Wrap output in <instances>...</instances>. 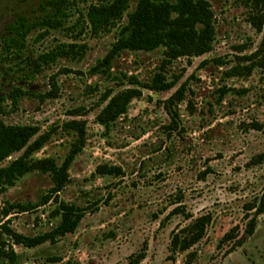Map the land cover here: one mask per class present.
<instances>
[{"label":"rangeland","instance_id":"1","mask_svg":"<svg viewBox=\"0 0 264 264\" xmlns=\"http://www.w3.org/2000/svg\"><path fill=\"white\" fill-rule=\"evenodd\" d=\"M100 1L105 0H69L72 15L66 25L33 29L20 57L7 55L0 45V116L7 124L36 125L49 134L36 157H53L61 164L75 138L67 122L84 120L87 126L86 145L57 196L87 208L85 216L75 232L56 243L14 245L16 264H126L144 244L146 257L139 264H183L187 252L169 258L172 232L207 213L212 222L192 248L197 252L194 264H264V213L242 246L232 252L233 241L219 246L232 228L242 235L246 205L264 190V157L258 158L264 154V56H254L264 31L250 22L251 9L244 0H209L216 36L204 55L169 63L163 47L122 50L110 71L96 72L92 68L109 53L138 0H129L121 21L94 29L87 11ZM52 12L48 7L34 14L31 23ZM60 43L86 44V52L60 58L35 73L33 61ZM234 67L253 70L234 75ZM160 72L174 85L164 91L148 88ZM132 77L139 83H131ZM125 88L141 93L107 129L97 119L103 99ZM53 91L56 97H45ZM100 165L121 167L123 174L100 175ZM52 186L51 175L36 170L0 191V210L12 204L36 206L2 216L1 242H10L2 234L5 222L29 236L58 225L56 199L41 204ZM178 206L182 211L172 214ZM1 264L9 263L1 258Z\"/></svg>","mask_w":264,"mask_h":264},{"label":"trees","instance_id":"2","mask_svg":"<svg viewBox=\"0 0 264 264\" xmlns=\"http://www.w3.org/2000/svg\"><path fill=\"white\" fill-rule=\"evenodd\" d=\"M251 9L250 22L260 32L264 31V0H244ZM53 12L40 22L29 23L27 19H18L14 30L16 35L8 36L2 44L3 51L7 55L20 57L27 46V38L31 31L37 27L57 29L64 27L72 15L69 0H49ZM129 8V0H105L93 3L89 6L87 17L94 29L116 24L123 19L124 13ZM127 22L121 28L116 42L109 53L92 68L96 72L110 71L113 59L122 50L153 51L160 47L165 48V60L173 62L180 57H196L210 52L216 36L215 17L209 0H138L136 7L126 14ZM47 31L42 32L39 39L43 38ZM86 52V44L60 43L52 49L38 55L33 61L34 72L39 73L45 66L54 64L60 58L83 57ZM264 56V35L261 44L254 56ZM261 60V61H262ZM264 65V64H263ZM252 68L234 67V75H243L252 72ZM131 83H139L135 77ZM55 90V82H51ZM174 81H169L163 73H156L147 87L152 90L164 91L170 89ZM20 90H17L18 94ZM137 88H125L114 94H107L103 100L105 106L97 115L100 124L109 129L110 125L120 116L126 114L133 98L140 95ZM181 90L175 92L169 102L175 100ZM46 98L56 97V92L46 93ZM66 129L74 132V140L64 161L59 164L53 157L38 158L35 154L40 151L50 136L41 133L40 127L31 124H7L0 116V191L5 192L12 187L24 175L32 171H40L51 175L53 186L49 194L44 196L41 204L55 198L58 206L53 211L54 216H60V222L52 230L34 236L17 232L2 224L3 233L10 238V242L1 243L0 257L9 264H16L19 254L14 250V245H23L34 248L41 244L56 243L59 238L73 233L78 228L87 208L58 201L60 193L69 181V170L75 158L82 152L87 142V126L84 120L73 119L67 122ZM22 152L17 158L4 164L13 154ZM264 154L258 156L262 159ZM96 172L100 175H122L123 170L118 166L100 165ZM110 197L107 200H111ZM36 206L12 204L0 210V223L2 216L9 217L13 210H29ZM247 223L242 235L236 234L238 228H232L221 238L219 246L233 241L229 252L242 246L247 238L254 234L258 218L264 213V190L261 195L246 205ZM178 206L172 212H181ZM189 219L191 216H188ZM191 219V218H190ZM212 222L210 213L202 214L185 226L172 232L170 242V259H175L177 253L187 252L183 264H194L197 252L192 248L200 242L208 226ZM9 223V221H8ZM8 245V246H7ZM147 244L142 249L129 256L126 264H139L146 257Z\"/></svg>","mask_w":264,"mask_h":264},{"label":"flooded vegetation","instance_id":"3","mask_svg":"<svg viewBox=\"0 0 264 264\" xmlns=\"http://www.w3.org/2000/svg\"><path fill=\"white\" fill-rule=\"evenodd\" d=\"M48 7L52 8L49 0H0V45L8 36L18 33L13 29L18 19L25 18L31 24L32 16L44 12ZM1 243L0 239V248Z\"/></svg>","mask_w":264,"mask_h":264}]
</instances>
